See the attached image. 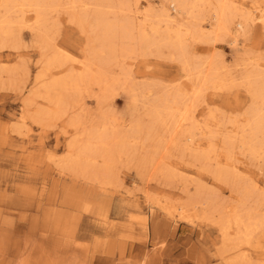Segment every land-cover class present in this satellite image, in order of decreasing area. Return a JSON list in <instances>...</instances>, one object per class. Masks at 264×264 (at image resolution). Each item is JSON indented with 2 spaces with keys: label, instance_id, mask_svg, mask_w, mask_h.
I'll return each instance as SVG.
<instances>
[{
  "label": "rangeland",
  "instance_id": "374dc122",
  "mask_svg": "<svg viewBox=\"0 0 264 264\" xmlns=\"http://www.w3.org/2000/svg\"><path fill=\"white\" fill-rule=\"evenodd\" d=\"M161 1L139 2L144 3V11L158 10ZM115 2L124 8L136 5L135 0ZM244 4L246 10L264 7V0H245ZM125 17L123 13L118 18ZM48 33L57 34L58 47L75 57L64 68L83 69L89 56L88 35L69 15L60 13L57 26ZM132 33L133 53L122 68H113L106 81L90 78L62 93L65 104L60 107L41 98L46 91L36 82L51 55L49 46L24 28L16 49L0 51V264H227L237 253L234 245L224 252L222 233L202 208L192 209L186 219L168 213L166 207L184 202L185 190L194 195L197 186H203L205 195L220 205L246 198L243 188H255L256 181L264 185V158L256 160L238 147L230 152L222 141L227 133L233 135L234 126L246 124L242 121L251 99L240 77L250 68H264V26L251 24L239 46L231 43L232 36L191 43V56L198 62L223 61L226 67L220 71L223 86L203 93L194 112L204 148L209 139L201 137L202 129L208 125L217 132L212 142L218 164L199 161L193 150L185 148L181 134L191 122L179 128L172 123L152 128L147 113L154 101L179 92L189 98L191 84L172 50L143 51L138 28ZM17 63L21 69L9 74L7 68ZM113 73L121 74L116 84ZM39 110L57 120L47 118L46 128L32 122ZM72 117L80 121L78 133L95 127L106 131L108 139L99 146V153H112L110 184L90 181L81 168L65 165L68 143L78 134L69 125ZM134 128L137 134L126 140ZM92 159V164L101 166L105 158ZM232 163L239 168L233 173ZM166 169L172 181L163 177ZM218 169L227 170L233 178H217ZM259 193L250 195L248 203L264 212V192ZM138 208L143 214L137 213ZM241 251L255 264H264V230Z\"/></svg>",
  "mask_w": 264,
  "mask_h": 264
},
{
  "label": "bare ground",
  "instance_id": "6f19581e",
  "mask_svg": "<svg viewBox=\"0 0 264 264\" xmlns=\"http://www.w3.org/2000/svg\"><path fill=\"white\" fill-rule=\"evenodd\" d=\"M135 1V6L124 8L115 0H0V51L16 49L18 47L16 42H19L24 28L40 38L43 45L49 46L51 55L46 59L44 69L37 73L36 82L42 84L41 87L46 91V97L41 95V98L60 107L65 104V96L61 95L62 93L79 87L90 78L106 81L110 78L113 68H122L126 63L125 59L133 53L132 30L138 28L140 35L138 42L143 51L160 47L172 50L174 57L182 66L181 69L186 73L187 81L191 84L188 85L192 92L189 98L179 92L154 101L147 113L152 128L157 126L167 128L169 123L179 128L191 122V127L181 134L185 148L191 152L193 150V157L199 161L212 163L214 160L218 164L219 157L212 142L217 140V132H213L208 125L202 129L201 137L208 135L209 139L208 147L204 148L205 143H201L198 139L201 126L194 112L203 93L223 86L224 80L220 71L226 70V67L223 61L198 62L191 56V43L193 41L209 43L232 36L231 43L239 46L242 43L241 38L247 33L251 24L262 23L264 26V7L259 5L246 10L245 0H162L158 10L149 7L143 11L144 3H140V0ZM60 13L68 14L70 20L88 35L89 56L83 69L64 68L75 57L67 50L58 47L55 43L57 34L50 36L48 33L57 26ZM123 13L126 17L119 19V14ZM113 14L114 18H111ZM206 20L207 22L203 23ZM162 28H165V33L160 32ZM147 29H150V33ZM159 33L160 39L157 40L156 36ZM118 44L126 45L118 49L116 48ZM19 69H21L20 64L17 63L7 68V71H11L9 74L12 75ZM58 76H64L65 79H59ZM47 77L52 79L46 81ZM120 77V73L117 75L113 73V84L118 83ZM232 80L236 81L234 78ZM240 80L250 96L251 104L243 116L242 122H246L245 126L237 129L234 126L235 128L230 130L233 135L227 133L222 136L224 149L230 152L235 147L246 149L256 160L263 159L264 68H250L241 75ZM28 105L29 102L26 103V106ZM39 111L38 113L36 111V115L31 118L32 122L46 128L50 121L57 120L50 119L45 111ZM69 125L77 133L81 129L80 121L76 117L70 119ZM141 128L140 124L139 129ZM98 129V127L92 130L83 128L81 132L76 133L77 135L68 143L65 165L81 168L88 180L107 185L113 179L110 160L112 153L104 151V154L99 153V146L105 144L108 136L105 130ZM136 134L137 129L134 128L125 139L129 140ZM95 156L105 158L103 165L92 164V157ZM227 165L226 163V167ZM232 166L234 169L231 173L239 169H236L233 163ZM139 168L141 172L146 170L144 163H141ZM167 172H169L167 169L164 170L163 177L166 181H172V177L166 174ZM215 174L219 179L229 176L225 169H218ZM228 178L232 179L233 176L230 175ZM254 187L252 185L243 188L246 198L231 203L222 202L219 205L216 199L205 195L203 186H197L194 195L185 190L186 200L176 207L171 205L170 207L173 208L166 207V211L188 219L192 209L202 208L204 216L219 227L223 236L224 252H227L229 245H234L233 249L237 250V253L228 259L227 264H255L245 251H241L244 246H250L258 233L264 230V212L259 205L252 207L248 203L250 195L257 192L263 194L264 185L256 181ZM137 213L143 214L142 209L138 208Z\"/></svg>",
  "mask_w": 264,
  "mask_h": 264
}]
</instances>
